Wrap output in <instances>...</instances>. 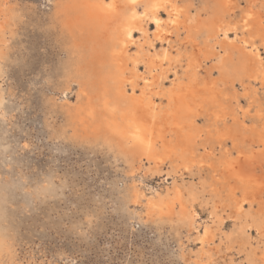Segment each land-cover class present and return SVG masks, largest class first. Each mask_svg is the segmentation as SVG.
I'll list each match as a JSON object with an SVG mask.
<instances>
[{
    "label": "rangeland",
    "instance_id": "rangeland-1",
    "mask_svg": "<svg viewBox=\"0 0 264 264\" xmlns=\"http://www.w3.org/2000/svg\"><path fill=\"white\" fill-rule=\"evenodd\" d=\"M68 1L0 0V264H244L247 250L240 234L226 245L222 240L233 227L227 214L234 211L229 189L235 184L218 166L231 148L229 140L222 144L216 138L215 125L223 123H216L211 112L198 117L194 159L210 156L213 165L187 170L182 177L168 176L169 165L152 173L138 153L119 151L117 138L106 141L116 115L92 113L90 107L101 106L109 89L104 66L110 58L109 39L104 46L94 44L85 33L67 28L58 8ZM178 2L189 4L201 15L200 23L208 26L224 16L238 19L248 6L247 0H238L228 15L221 0ZM254 10L257 18L263 16L264 0H256ZM204 35L199 33L200 43ZM139 36L137 32L135 37ZM174 36L171 44L178 47L186 33ZM235 45L237 50L240 44ZM165 46L170 45L156 42V48ZM205 56L209 58L201 78L217 77L212 55ZM140 70H145L144 64ZM249 75H235L234 80L224 76L216 84L221 92L217 106L226 113L228 125L236 123L235 116L240 124L244 120V145L255 146L238 169L249 161L246 176L264 182V145L258 146L254 135L264 123V86ZM173 78L174 72H169L165 86ZM247 106L250 112L245 116L240 108ZM235 154L232 149L231 155ZM174 181L198 188L195 204L183 203L184 208L176 204L148 214L144 201L134 200L136 190L150 196ZM200 182L206 184V192L199 190ZM213 185L219 214L227 220L223 228L214 226L219 231L210 240L214 244L204 246L195 240L194 227L213 228L207 205ZM250 233L257 246L256 260L264 264L257 232Z\"/></svg>",
    "mask_w": 264,
    "mask_h": 264
},
{
    "label": "bare ground",
    "instance_id": "bare-ground-1",
    "mask_svg": "<svg viewBox=\"0 0 264 264\" xmlns=\"http://www.w3.org/2000/svg\"><path fill=\"white\" fill-rule=\"evenodd\" d=\"M221 1L226 14L232 15L230 11L235 8L238 0ZM247 1L248 6L240 18L226 19L224 16L220 22L212 23L209 26L200 23V14L191 11L189 4L179 3L178 0H171L182 9L179 13L172 12L171 19L176 20V23H165L159 28L154 23H145L143 20L134 19L131 16L132 11H143V5L151 3V0H139V9H132L129 0H71L64 6L59 5L58 12L65 14L67 28H76L85 33L96 42H93L94 44L103 45L109 39L110 58L104 63L107 74H109L107 76L109 89L103 96L101 106L92 105L90 112L116 115L115 120L110 122L111 130L106 141L110 142L114 137L117 138L115 140L119 151L126 154L135 151L143 160H146L147 167L152 173L159 169L163 170L162 167L169 165L168 176L177 174L182 177L187 170L192 171L193 168H197L200 171L208 164L213 165L210 156L199 158L196 160L197 162L194 159L198 151L196 136L200 135L197 127L198 117L203 113L211 112L216 123H223V126H219V128H217V124L215 125L216 138L222 140V144L229 140L231 148L224 151L218 166L226 178H233L235 184L229 189L230 196L234 200V211L227 214V218L233 220V227L227 233L225 232V240H222L226 245L229 240L234 238L235 234L239 233L244 248L247 250L244 264H258L255 257L257 246L252 242L250 231L253 229L254 232H257L256 238L262 246L264 255V182L257 181L258 178L254 179L251 175L246 176V173H249L247 171L249 161L241 167V170L238 169V163L253 150L254 144H249V147L244 145L245 137L242 136L246 133L244 120L243 124H240L235 116L236 123L231 126L227 124L226 113H223V109H218L219 106H217L221 92L216 88V84L218 85L224 76H232V74H234L232 80L236 79L235 75L239 78V76L250 74L248 78H252L253 81H258L264 86V63H261L260 60V49L261 46H264V39H262L264 37V15L257 18L254 10L256 0ZM110 4L114 6L108 7ZM221 10L220 13H222ZM241 17L248 19L249 22L241 27L239 42L231 38H222L221 33L234 22L238 23ZM161 18L165 21L170 19L168 13H161ZM151 25L154 27L152 32L150 31ZM129 28L133 29L130 37L127 35ZM140 28L144 29L143 32L136 31ZM245 28H247V32L244 31ZM180 31H184L186 36L181 40V45L176 47L171 44V40L175 34L179 35ZM137 32H140L139 38L135 37ZM199 33L207 35L202 39V43L199 42ZM2 35H4L3 32ZM157 37L159 38L157 39ZM158 41L162 45L166 42L170 46L156 48ZM236 43L241 46H237V50L235 49ZM200 44L204 46L200 47ZM132 47H135L134 51H131ZM253 51H255V55ZM205 55H212L214 66L219 71L217 77L201 78V69L205 60L209 58ZM140 64H144L145 70H140ZM172 71L175 78L172 79L170 85L165 86L164 80ZM246 88L244 86L245 90ZM98 101L100 102V100ZM240 109L245 116L250 112V106ZM258 113L260 112L257 109L256 114ZM263 133L264 123L262 131L254 134L257 145H264ZM149 144L151 147L148 146ZM232 149L235 150V155H231ZM208 154L210 155L209 152ZM166 180H169V177ZM203 182H200L202 185L199 190L201 191L206 188V184ZM213 186L215 187V185ZM214 191H216V187L214 190L212 187V194ZM204 192L206 191L204 190ZM198 194L196 186L174 181L173 184L166 185L163 191L155 190L150 196L144 192L138 193L136 190L134 200L136 202L144 201V207L148 214H157L176 204L183 207V203L195 202L198 200ZM207 205L212 215L213 228L209 224L201 230L199 229L201 227H194L195 240L202 245L213 240L219 232L214 226L218 225V228H221L227 220L226 217L223 218V215L219 214L216 193L211 196ZM256 205L257 209H255ZM234 242L236 241L234 240ZM236 243L238 244V242ZM200 248L202 247L200 246ZM215 249V253L220 251L219 247ZM208 255L211 256L209 261H212V255Z\"/></svg>",
    "mask_w": 264,
    "mask_h": 264
},
{
    "label": "snow or ice",
    "instance_id": "snow-or-ice-1",
    "mask_svg": "<svg viewBox=\"0 0 264 264\" xmlns=\"http://www.w3.org/2000/svg\"><path fill=\"white\" fill-rule=\"evenodd\" d=\"M130 7L132 9H139L140 8V2L139 0H129ZM114 5H108V7H113ZM175 11L179 13L182 11L180 6L176 3H172L171 0H151V3L144 4L143 5V11H132L131 16L132 18H139L140 20H143L145 23H154L157 28H159L161 25L165 23H172L175 24L176 20L171 19L172 12ZM161 13H168L169 20L165 21L161 18ZM248 19H245L244 17H241L240 21L238 23H235L233 25H230L226 31H223L221 33L222 38L229 39L239 42V33L241 31V27L248 24ZM143 28L136 29V31L143 32ZM245 32H247V28L244 29ZM133 29L129 28L127 35L130 37L132 35ZM159 37H157L158 39ZM264 39V37H262ZM135 43V41H133ZM251 47V45H250ZM261 56L260 60L261 63H264V46H261ZM253 54L255 55V51H253ZM137 139H140V137H137ZM151 147V145H148ZM27 147V145H25ZM193 217L195 218V214L193 213ZM206 231V230H205Z\"/></svg>",
    "mask_w": 264,
    "mask_h": 264
}]
</instances>
